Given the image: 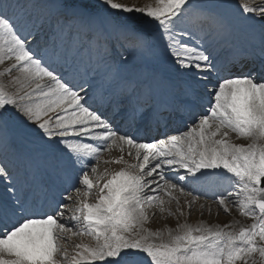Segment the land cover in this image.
<instances>
[{
    "label": "snow or ice",
    "instance_id": "1",
    "mask_svg": "<svg viewBox=\"0 0 264 264\" xmlns=\"http://www.w3.org/2000/svg\"><path fill=\"white\" fill-rule=\"evenodd\" d=\"M0 66V264H264V0H0Z\"/></svg>",
    "mask_w": 264,
    "mask_h": 264
},
{
    "label": "rangeland",
    "instance_id": "2",
    "mask_svg": "<svg viewBox=\"0 0 264 264\" xmlns=\"http://www.w3.org/2000/svg\"><path fill=\"white\" fill-rule=\"evenodd\" d=\"M134 2L139 3V4H146V3H152L153 0H134ZM0 67H2V66H0ZM233 138H235L234 134H233ZM236 142H244V141L239 140ZM114 154H115V149H113L111 151H106L103 153L100 161L94 165L98 169L97 174H101L102 172H104L105 169H107L109 173L118 170V169L113 170V168L111 166H109L110 165L109 162H111L115 159L116 154L115 155ZM105 161H109V162L105 163ZM179 171H181V170H179ZM180 174L182 175L183 173L180 172ZM89 175H90V177L93 176L92 173H89ZM107 178L108 177L105 176V179H107ZM101 182H103V181H101ZM173 182H175V181H173ZM181 186H183V185H181ZM76 187L80 188L81 191H84V189L82 188L81 185L77 184ZM191 190H192L191 188L186 189V191H191ZM93 191L95 194V189ZM161 195H163V194H161ZM176 195H179V194L177 193ZM199 196L202 197V199H203L200 202H203V204L205 206L202 208V213H195L196 212V204H197L196 202L198 200L194 201L192 204V207H191V215L185 216V218H187L189 222L196 223L199 221H205L208 223L223 225L224 223L229 222V221H233V220L238 221L239 222L238 224L232 225L233 228H238L239 226H245V225H249L252 223V220L250 218L243 217L242 215H239L238 209L233 208V214L232 215H226L223 211H221L219 209V205L214 202V198L209 197L208 195H199ZM184 200H185V198L181 197V203L182 204L184 203ZM169 206L173 210H175V208H176L175 201H172ZM229 206L232 207V205H229ZM152 211H154L156 213V215L151 216V223L149 225L150 227H152L154 229H161V228H164L165 226L171 227V228L175 227L176 220L174 217L168 216L167 219H164L162 215H160V216L157 215L159 212L158 209H153ZM218 211H219V215H217ZM89 238H91V237H89ZM91 240H92V238H91ZM69 243L70 242H68V244ZM74 251H75V249L73 247L69 246V254L70 255L73 254Z\"/></svg>",
    "mask_w": 264,
    "mask_h": 264
},
{
    "label": "bare ground",
    "instance_id": "3",
    "mask_svg": "<svg viewBox=\"0 0 264 264\" xmlns=\"http://www.w3.org/2000/svg\"><path fill=\"white\" fill-rule=\"evenodd\" d=\"M257 66H258V64H257ZM176 87H177V89H179V87H180V82L177 80V82H176ZM171 126L168 128L169 129V131H170V134H175L174 133V130L175 129H178L177 127H174L173 126V123H171L170 124ZM180 130H185V128H184V126L183 127H181V128H179ZM163 131V129H161V132ZM150 135H156V133L155 132H151V133H149ZM234 140H235V138H233ZM85 140H86V142H88V138H85ZM236 141H239V140H235V142ZM115 154H116V156H115V158H117L118 156H120L121 155V153H120V151H119V149H115ZM114 154V155H115ZM106 158V157H105ZM124 159L125 160H128L129 162H133V157H129L127 154H125L124 155ZM110 163V165L109 166H111L112 168H113V170L114 169H120V167H123L124 165H122V164H116V163H113L112 164V162H109ZM117 170V171H118ZM102 173H104V172H102ZM101 183H103V182H101ZM204 191H205V189H200L199 191H196V192H193V195L195 194V195H204L203 193H204ZM69 192H71V194H72V197H73V200L74 201H76L77 200V198H76V195H75V192H72L71 190H69ZM69 192H65L64 193V195L65 196H68L69 195ZM81 192H83V191H81ZM190 192H192V190L190 191ZM194 195V196H195ZM209 197H212V198H214L212 195H208ZM81 198H83V197H81ZM203 199H202V197H200V199L196 202L197 204H196V212L195 213H202V208L205 206L204 204H203V202H200V201H202ZM78 202V201H77ZM184 202H185V200H184ZM70 203V206L71 207H75L76 205H75V203H71V202H69ZM195 204V203H194ZM203 206V207H202ZM195 209V208H194ZM234 209H236V208H234ZM188 209L187 208H185V216H188ZM157 215H162L163 216V214H160L159 212H158V214ZM74 241H76V242H80L81 240H83V242H85V243H92L93 241L91 240V238H89V237H87V236H84V237H79V238H76V237H74V238H72ZM70 243H69V246L70 247H73V245H72V242L71 241H69ZM72 245V246H71ZM74 248V247H73ZM75 249V248H74Z\"/></svg>",
    "mask_w": 264,
    "mask_h": 264
}]
</instances>
